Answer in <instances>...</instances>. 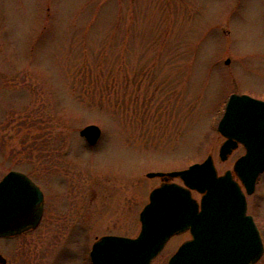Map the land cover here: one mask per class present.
Here are the masks:
<instances>
[{"label": "rangeland", "instance_id": "1", "mask_svg": "<svg viewBox=\"0 0 264 264\" xmlns=\"http://www.w3.org/2000/svg\"><path fill=\"white\" fill-rule=\"evenodd\" d=\"M231 92L264 101V0H0V179L29 173L66 215L1 237L2 256L89 264L100 237L138 235L160 184L147 173L208 155L218 175L232 170L242 151L221 162L216 131ZM87 125L101 130L92 148L79 135ZM50 139L66 170L46 177ZM248 213L264 222V171ZM187 237L151 264H167Z\"/></svg>", "mask_w": 264, "mask_h": 264}, {"label": "water", "instance_id": "2", "mask_svg": "<svg viewBox=\"0 0 264 264\" xmlns=\"http://www.w3.org/2000/svg\"><path fill=\"white\" fill-rule=\"evenodd\" d=\"M228 63V60L226 61ZM217 131L225 138L218 157L226 161L238 143L245 148L232 171L218 175L212 156L187 169L148 173V178H178L183 186L165 182L149 194L139 214L140 231L135 238L102 236L89 253L92 264H151L174 235L190 230L167 264H254L264 249L258 229L246 214L247 194L264 171V101L231 94ZM96 125L79 131L88 145L100 137ZM191 191L201 195L198 203ZM41 190L24 173L11 171L0 180V237L18 235L35 228L42 217ZM6 260L0 255V264Z\"/></svg>", "mask_w": 264, "mask_h": 264}, {"label": "flooded vegetation", "instance_id": "3", "mask_svg": "<svg viewBox=\"0 0 264 264\" xmlns=\"http://www.w3.org/2000/svg\"><path fill=\"white\" fill-rule=\"evenodd\" d=\"M232 93V92H231ZM221 136V135H220ZM222 138H223V141H224V137L223 136H221ZM82 138V137H81ZM55 142L54 143H52V140L50 139V141H48V144H47V164L46 165H44V173H45V175H46V177L47 176H52V173H57V172H62V171H65L66 170V167L65 166H63V165H58V164H53V163H55L52 159L54 158H56L57 159V155H58V144L56 143L57 142V140H54ZM85 142V141H84ZM87 145V144H86ZM88 146V145H87ZM95 146V145H94ZM234 151H242V154H240L239 155V157L240 156H242L244 153H245V148L241 145V144H239L238 143V146H237V148L236 149H234L233 151H232V153L234 152ZM231 153V154H232ZM230 154V155H231ZM229 155V156H230ZM53 157V158H52ZM58 160V159H57ZM10 171H18V170H15V169H11ZM10 171H8V172H10ZM62 173H64V172H62ZM262 174V173H261ZM260 174V175H261ZM30 179H32L35 183H36V181H35V179L29 174V173H27L26 174ZM259 175V176H260ZM258 176V177H259ZM59 178L60 177H63L61 174H60V176H58ZM57 177V178H58ZM65 177V176H64ZM2 178V177H1ZM148 178V177H147ZM153 178H159L160 179V184L158 185V186H160L162 183H165V182H167V183H169V182H173L172 180L173 179H168V180H165L163 177H153ZM258 179V178H257ZM179 180V179H178ZM180 182H181V180H179ZM58 182H60V179L58 180ZM62 182V181H61ZM174 183H176V182H174ZM176 184H179V185H182L183 186V183L181 182V183H176ZM158 186H156V187H158ZM239 186H240V188H241V190L243 191V193H244V195H245V200H246V214H248L249 216H251L252 217V219H253V222L255 223V225H256V227H257V229H258V232H259V234H260V237H261V240H262V243H263V249H264V229H263V225H264V222H262V223H259V221L254 217V215L253 214H251V213H248V197L249 196H253L255 193H256V186H257V180H256V182H255V186H254V190H253V192L251 193V194H247L246 193V191H245V188L243 187V185L241 184V183H239ZM156 187H154V188H156ZM153 188V189H154ZM152 189V190H153ZM151 190V191H152ZM43 193V192H42ZM192 193H194V194H196V195H198L199 196V199L197 200V201H199L200 200V197H201V195L199 194V193H197V192H195V191H191V196H192ZM95 196H94V192H92V198H94ZM193 197V196H192ZM194 198V197H193ZM148 199H149V196H148ZM195 199V198H194ZM196 200V199H195ZM47 202H48V204L46 203V200H45V197H44V193H43V212H42V217H41V220H40V222L38 223V225L35 227V228H33V229H27V230H25V231H23L22 233H20V234H18V235H15V236H13V238L15 239V238H18L19 236H22V235H28V234H30L31 232H33V231H36L39 227H40V225L42 224V222H43V220L45 219V217H46V215L47 214H49L48 216H49V219H48V223H50L51 222V219L52 218H56V219H58L57 221L59 222L58 223V227H60L61 226V224H62V226L63 225H65V222H64V219H65V217H66V215H62V213H60L59 211H58V205L54 202V201H52L51 199H50V197H49V199L47 200ZM57 208V209H55V208ZM47 208H49V210H50V213L48 212V213H46V211H47ZM59 214V215H58ZM60 220V221H59ZM65 230L66 229H64V231H63V233L65 232ZM183 234H186L188 237H187V239H185L183 242H181V244H179V246L177 247V249H176V251L178 250V248L184 243V242H186V241H189V240H191L192 239V235H191V233H190V230H187V231H184V232H182V233H180V234H177V235H174L173 237H171V238H174V237H178V236H180V235H183ZM1 238V237H0ZM170 238V239H171ZM167 244V243H166ZM18 250V248H16V251ZM175 251V252H176ZM0 255H2L1 254V250H0ZM263 255H264V251H263V254L261 255V257L258 259V261L257 262H255L254 264H257L260 260H261V258L263 257ZM5 260H6V262H5V264H9L8 263V260L5 258Z\"/></svg>", "mask_w": 264, "mask_h": 264}]
</instances>
